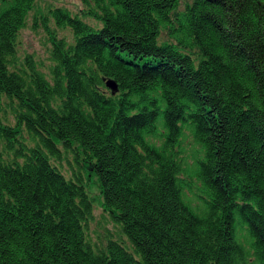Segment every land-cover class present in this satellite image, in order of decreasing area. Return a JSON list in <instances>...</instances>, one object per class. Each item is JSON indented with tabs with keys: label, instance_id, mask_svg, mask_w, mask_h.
<instances>
[{
	"label": "trees",
	"instance_id": "obj_1",
	"mask_svg": "<svg viewBox=\"0 0 264 264\" xmlns=\"http://www.w3.org/2000/svg\"><path fill=\"white\" fill-rule=\"evenodd\" d=\"M83 2L102 26L48 14L74 43L43 17L49 78L17 50L35 0H0V109L6 97L15 118L0 117V264H264V0ZM73 148L130 245L88 240L84 180L52 161Z\"/></svg>",
	"mask_w": 264,
	"mask_h": 264
},
{
	"label": "rangeland",
	"instance_id": "obj_2",
	"mask_svg": "<svg viewBox=\"0 0 264 264\" xmlns=\"http://www.w3.org/2000/svg\"><path fill=\"white\" fill-rule=\"evenodd\" d=\"M189 0H182L180 9H184L186 2ZM55 7L67 8L73 15L80 16L87 23L100 27L102 23L95 18L86 16L84 11L87 10V6L83 0H35L34 8L30 11L26 25L20 29L17 36V50L18 55L23 59L26 55L31 54L39 63L40 69H42L50 78V68L53 64L51 58V50L53 43L51 40V34L45 26L44 18L48 17V24L50 29L57 33L58 37L65 38L69 43L75 42V35L71 28L60 27L56 24L53 17L50 15L51 9ZM169 38L166 31L163 32L161 40ZM193 57L198 60V49H193ZM107 85V84H106ZM108 87V86H107ZM109 88V87H108ZM108 90H111L110 88ZM112 91V90H111ZM7 98L3 97V105L0 109V117L8 121L11 124H15V118L12 108L6 102ZM25 137L28 138L27 132ZM182 146L184 148V155L188 156L189 163L192 164L194 159L203 155L202 148L198 144L189 129L185 130V136L183 137ZM73 148L72 150L65 151L63 149V157L61 160H52L57 165L67 178L80 177L84 180L85 187L93 202V216L88 221L86 228L87 238L91 244L97 248H104L110 237L122 238L123 241L130 245L127 237L121 234L120 225L117 224L111 217L110 212L104 205V197L101 192V184L90 167V163L85 158L84 152L79 150L77 153ZM195 184V185H194ZM192 186L186 187V197L189 199L195 207L202 206V195L199 190L200 183L195 178ZM241 235H245V229L240 230Z\"/></svg>",
	"mask_w": 264,
	"mask_h": 264
},
{
	"label": "water",
	"instance_id": "obj_3",
	"mask_svg": "<svg viewBox=\"0 0 264 264\" xmlns=\"http://www.w3.org/2000/svg\"><path fill=\"white\" fill-rule=\"evenodd\" d=\"M106 84L112 90L113 93L119 91V84L114 78H106Z\"/></svg>",
	"mask_w": 264,
	"mask_h": 264
}]
</instances>
